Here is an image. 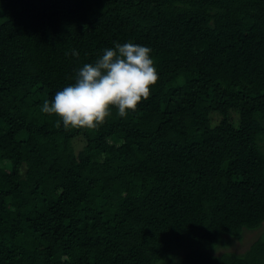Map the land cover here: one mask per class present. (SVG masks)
<instances>
[{"label":"trees","instance_id":"trees-1","mask_svg":"<svg viewBox=\"0 0 264 264\" xmlns=\"http://www.w3.org/2000/svg\"><path fill=\"white\" fill-rule=\"evenodd\" d=\"M128 41L135 111H41ZM0 264H264V0H0Z\"/></svg>","mask_w":264,"mask_h":264},{"label":"clouds","instance_id":"clouds-1","mask_svg":"<svg viewBox=\"0 0 264 264\" xmlns=\"http://www.w3.org/2000/svg\"><path fill=\"white\" fill-rule=\"evenodd\" d=\"M151 48L131 41L103 49L75 73V82L44 100L41 111L55 114L67 128H96L114 107L121 118L148 99L158 72Z\"/></svg>","mask_w":264,"mask_h":264},{"label":"rangeland","instance_id":"rangeland-1","mask_svg":"<svg viewBox=\"0 0 264 264\" xmlns=\"http://www.w3.org/2000/svg\"><path fill=\"white\" fill-rule=\"evenodd\" d=\"M261 230L247 231L243 234L242 239H233L231 244L226 247H222L221 250H229L235 252H243L248 245L258 236Z\"/></svg>","mask_w":264,"mask_h":264}]
</instances>
